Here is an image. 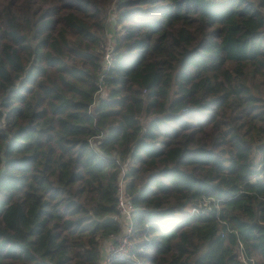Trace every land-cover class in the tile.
Segmentation results:
<instances>
[{
	"label": "trees",
	"instance_id": "obj_1",
	"mask_svg": "<svg viewBox=\"0 0 264 264\" xmlns=\"http://www.w3.org/2000/svg\"><path fill=\"white\" fill-rule=\"evenodd\" d=\"M122 175L114 264H264V0H0V264H100Z\"/></svg>",
	"mask_w": 264,
	"mask_h": 264
},
{
	"label": "built area",
	"instance_id": "obj_2",
	"mask_svg": "<svg viewBox=\"0 0 264 264\" xmlns=\"http://www.w3.org/2000/svg\"><path fill=\"white\" fill-rule=\"evenodd\" d=\"M113 60V47L107 49L104 56V67L108 68L111 66ZM209 200H207L208 202ZM219 207V204H216ZM117 208L121 216L125 219L123 223V230L120 233L111 234L109 240L107 241V247L104 257L102 258L103 264H114V259L120 258L122 256H127L135 248L136 241L132 237V213L134 207L130 202V195L126 192L125 178L122 175L119 181L118 188V205ZM198 211L197 208H193V212ZM241 255L242 259L246 261V257L243 250V245L241 244Z\"/></svg>",
	"mask_w": 264,
	"mask_h": 264
},
{
	"label": "rangeland",
	"instance_id": "obj_3",
	"mask_svg": "<svg viewBox=\"0 0 264 264\" xmlns=\"http://www.w3.org/2000/svg\"><path fill=\"white\" fill-rule=\"evenodd\" d=\"M110 33H113V30L109 26V29H108V31L106 33V36H105V39H104L105 50L110 49L111 47H113L114 39L110 37ZM120 219H121V217H120ZM105 252H106V250H105ZM104 255H103V257H104ZM100 264H103V261H101Z\"/></svg>",
	"mask_w": 264,
	"mask_h": 264
},
{
	"label": "crops",
	"instance_id": "obj_4",
	"mask_svg": "<svg viewBox=\"0 0 264 264\" xmlns=\"http://www.w3.org/2000/svg\"><path fill=\"white\" fill-rule=\"evenodd\" d=\"M113 22H114V20H113V18H111L110 19V27L114 31V24H113ZM110 37L114 39L113 33H110ZM124 221H125V219L121 216V222L124 223ZM106 247H107V242L105 243V247L103 249V255L105 254ZM101 261H100V263H101Z\"/></svg>",
	"mask_w": 264,
	"mask_h": 264
},
{
	"label": "water",
	"instance_id": "obj_5",
	"mask_svg": "<svg viewBox=\"0 0 264 264\" xmlns=\"http://www.w3.org/2000/svg\"><path fill=\"white\" fill-rule=\"evenodd\" d=\"M109 217H111V218H113V219L116 218L115 216H106V217L104 218V220H106V219L109 218Z\"/></svg>",
	"mask_w": 264,
	"mask_h": 264
}]
</instances>
